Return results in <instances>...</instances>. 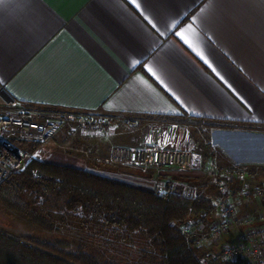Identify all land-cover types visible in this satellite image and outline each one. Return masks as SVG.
Masks as SVG:
<instances>
[{
    "label": "crops",
    "instance_id": "0c3cea01",
    "mask_svg": "<svg viewBox=\"0 0 264 264\" xmlns=\"http://www.w3.org/2000/svg\"><path fill=\"white\" fill-rule=\"evenodd\" d=\"M136 4L0 0V90L31 106L121 119L183 113L212 118L214 150L234 164L264 163V0ZM190 24V38L223 80L177 35L189 36ZM137 137V130L116 122L101 133L80 131L58 141L105 160L114 147H137ZM50 150L40 148L44 160L139 186L135 179L155 182L74 154L45 152ZM172 173L195 180L188 171Z\"/></svg>",
    "mask_w": 264,
    "mask_h": 264
},
{
    "label": "trees",
    "instance_id": "16d2710c",
    "mask_svg": "<svg viewBox=\"0 0 264 264\" xmlns=\"http://www.w3.org/2000/svg\"><path fill=\"white\" fill-rule=\"evenodd\" d=\"M154 117L216 127L212 118L186 113ZM4 189L27 190L38 199L62 202L68 211L81 212L84 220L105 226L110 235L123 233L129 238L138 236L155 250L158 264H204L199 249L179 225L192 216L206 220L216 212L212 200L202 195L196 200H189L174 192L157 194L147 187L36 156L23 171L12 174L1 183L0 200L49 231L57 229L54 223L7 196ZM24 239L35 246L0 232V264H117L98 257L82 246L73 249L63 239ZM208 264L245 262L211 259Z\"/></svg>",
    "mask_w": 264,
    "mask_h": 264
},
{
    "label": "rangeland",
    "instance_id": "374dc122",
    "mask_svg": "<svg viewBox=\"0 0 264 264\" xmlns=\"http://www.w3.org/2000/svg\"><path fill=\"white\" fill-rule=\"evenodd\" d=\"M136 120L137 124L135 126H127L128 128L137 130V143H139L137 146L155 145L163 148L184 149L191 153V166L189 168L177 170L188 171V173L190 172L189 174L194 175L195 180L190 181L196 184L199 188L200 194L208 199H211L214 205L216 204L217 184L214 179L213 171L224 172V170L234 166L245 165L234 164L233 161H229L223 152L213 149L209 134L211 127L207 124L201 125L192 122L168 120L154 116H145ZM80 131L88 132L84 129L77 130L75 133H70L68 129L62 130L54 141L44 145L49 146V148L52 149L45 152H50V155L74 154L75 157L84 158L89 163H106L114 165L115 168L131 170L135 174H146L154 179L155 184L153 183L152 186L150 184L145 185L139 181L140 179H135L133 182L143 186H149V188L153 191L156 190L157 186H160L164 182H168V180L181 178L176 177L172 172H158L154 168H144L127 163H110L107 162L106 159L101 160L100 158L94 157L89 150L79 149L78 151H72V149H70L66 144L59 143V136H73ZM213 152L215 154H213ZM44 155L45 153L40 152L36 154V156L41 159H44ZM257 169V167L249 168V174L246 175L245 178L235 177L232 176V174H226L225 172L221 178L227 183L233 193L239 190L244 181L252 189L256 185L264 183V175ZM4 193L25 207L46 217L57 227V229L53 231L41 228L33 223L24 213L11 209L0 200V232L21 241L24 244L35 246L31 242L24 239V237H30L43 241L63 239L68 241L73 249L82 246L87 251L96 254L98 257H104L106 260L117 264H158L159 262V258L155 250L142 238L138 236L129 238L123 233H112L113 235H110L108 233L109 230L105 226L84 220L81 212L74 213L68 211L62 202H56L54 200L45 201L43 198L38 199L33 193L27 190L4 189ZM263 204L264 198L240 199L236 201L238 216L241 218L249 213L256 214L263 210ZM249 207L254 208V211L249 212ZM219 218L220 215L216 209V212L212 216L203 220V233H206L209 226L218 221ZM198 219L200 218L192 216L186 221H195ZM182 224H179L181 229ZM237 234L238 229L233 228L230 232L224 234L217 240L205 241L203 246H200L199 248V254L220 252L226 244L236 241ZM237 261L241 262L242 260L238 259L232 262Z\"/></svg>",
    "mask_w": 264,
    "mask_h": 264
},
{
    "label": "built area",
    "instance_id": "2783aa9c",
    "mask_svg": "<svg viewBox=\"0 0 264 264\" xmlns=\"http://www.w3.org/2000/svg\"><path fill=\"white\" fill-rule=\"evenodd\" d=\"M116 122L137 124V120L121 119L110 115H95L88 112L48 109L31 106L14 98L5 89L0 90V184L12 174L23 171L39 152V146L54 141L58 134L68 129L70 133L84 129L90 133L103 132ZM110 163H127L158 172H172L189 168L192 155L184 149L159 146H117L111 151ZM249 165V166H248ZM254 165V166H253ZM257 167L264 175V163L245 164L224 170L226 174L245 178L249 168ZM255 169V168H254ZM222 171H213L217 184L216 209L220 218L202 231L203 220H188L182 224V232L194 241L198 249L207 240H217L233 228L238 229L236 241L226 244L218 253L200 254L202 262L211 259L232 262L241 259L246 264H264V208L260 212L238 216L236 201L244 198H264V183L251 187L244 181L233 193L222 180ZM157 194L174 192L186 199L196 200L199 188L187 179H172L156 187Z\"/></svg>",
    "mask_w": 264,
    "mask_h": 264
},
{
    "label": "snow or ice",
    "instance_id": "6c2138e0",
    "mask_svg": "<svg viewBox=\"0 0 264 264\" xmlns=\"http://www.w3.org/2000/svg\"><path fill=\"white\" fill-rule=\"evenodd\" d=\"M131 3L135 4L137 8L140 7L139 4H136V0H131ZM145 19H148L145 17ZM149 23H151V20H149ZM155 27V25H153ZM189 33V36H186L184 33H177L183 40L184 43L187 44L199 57L200 59L214 72L217 76L220 77L221 80L224 79L223 76H221L220 72L217 71V68L213 66V63L210 61L208 56L205 54V52L201 51L199 47H197L196 43L193 42V40L190 38V35L194 33V29L192 25L190 24L188 26V29L186 30ZM151 71V69H149ZM227 83V81H225ZM231 87V85H229Z\"/></svg>",
    "mask_w": 264,
    "mask_h": 264
}]
</instances>
